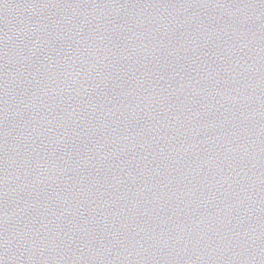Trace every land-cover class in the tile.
<instances>
[{"label": "water", "instance_id": "95a60500", "mask_svg": "<svg viewBox=\"0 0 264 264\" xmlns=\"http://www.w3.org/2000/svg\"><path fill=\"white\" fill-rule=\"evenodd\" d=\"M0 264H264V0H0Z\"/></svg>", "mask_w": 264, "mask_h": 264}]
</instances>
